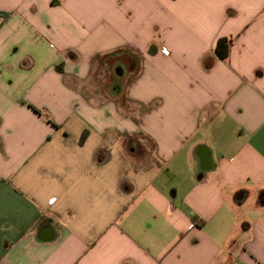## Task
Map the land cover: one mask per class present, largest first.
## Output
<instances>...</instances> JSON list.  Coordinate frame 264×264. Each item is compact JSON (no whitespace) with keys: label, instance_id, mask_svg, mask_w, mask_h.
<instances>
[{"label":"crops","instance_id":"0c3cea01","mask_svg":"<svg viewBox=\"0 0 264 264\" xmlns=\"http://www.w3.org/2000/svg\"><path fill=\"white\" fill-rule=\"evenodd\" d=\"M263 6L0 0V264H264Z\"/></svg>","mask_w":264,"mask_h":264},{"label":"trees","instance_id":"16d2710c","mask_svg":"<svg viewBox=\"0 0 264 264\" xmlns=\"http://www.w3.org/2000/svg\"><path fill=\"white\" fill-rule=\"evenodd\" d=\"M228 54L227 39L219 38L214 48V55L220 59H224ZM39 113V111H37Z\"/></svg>","mask_w":264,"mask_h":264},{"label":"built area","instance_id":"2783aa9c","mask_svg":"<svg viewBox=\"0 0 264 264\" xmlns=\"http://www.w3.org/2000/svg\"><path fill=\"white\" fill-rule=\"evenodd\" d=\"M263 10H264V6H263ZM162 52L167 54L168 53V50L166 48H162Z\"/></svg>","mask_w":264,"mask_h":264},{"label":"rangeland","instance_id":"374dc122","mask_svg":"<svg viewBox=\"0 0 264 264\" xmlns=\"http://www.w3.org/2000/svg\"><path fill=\"white\" fill-rule=\"evenodd\" d=\"M109 67H110V68H113V65H110ZM146 144H147V143H146ZM147 147H148V144H147Z\"/></svg>","mask_w":264,"mask_h":264}]
</instances>
